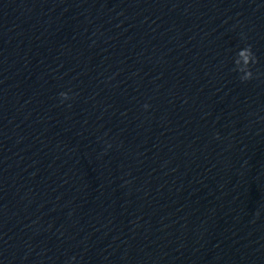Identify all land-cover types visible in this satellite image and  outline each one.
I'll return each instance as SVG.
<instances>
[{"label": "clouds", "instance_id": "clouds-1", "mask_svg": "<svg viewBox=\"0 0 264 264\" xmlns=\"http://www.w3.org/2000/svg\"><path fill=\"white\" fill-rule=\"evenodd\" d=\"M257 63V57L252 50L251 45H246L245 47L238 49L233 58V71L239 74V79L241 82H247L254 78V73L252 71V66ZM61 102L70 99L68 92H61L60 94ZM147 107V105H145ZM256 215H259L257 211Z\"/></svg>", "mask_w": 264, "mask_h": 264}]
</instances>
